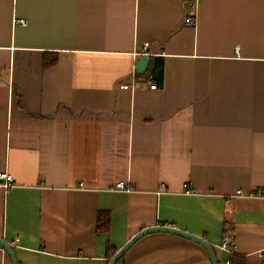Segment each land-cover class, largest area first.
I'll return each mask as SVG.
<instances>
[{
  "label": "crops",
  "instance_id": "1",
  "mask_svg": "<svg viewBox=\"0 0 264 264\" xmlns=\"http://www.w3.org/2000/svg\"><path fill=\"white\" fill-rule=\"evenodd\" d=\"M144 55L163 58L162 85L152 62L137 73ZM4 172L0 238L18 264H108L161 226L203 238L217 261L230 239L263 264L264 0H0ZM118 264L212 263L155 233Z\"/></svg>",
  "mask_w": 264,
  "mask_h": 264
},
{
  "label": "water",
  "instance_id": "2",
  "mask_svg": "<svg viewBox=\"0 0 264 264\" xmlns=\"http://www.w3.org/2000/svg\"><path fill=\"white\" fill-rule=\"evenodd\" d=\"M150 62H152L150 69L152 80L158 83L159 85H162L163 58L161 56H155L154 58L148 55L142 56L140 61L137 63V73L143 75L148 69ZM155 233L176 235L188 241L194 242L205 249V251L208 253L210 257L212 264H218L216 254L212 246L208 242H206L203 238L188 234L171 226H161V227H154L143 230L142 232L134 236L129 242H127V244H125V246L117 252V254L109 261L108 264H118L120 260L125 256V254L130 250V248L136 242H138L140 239H142L147 235L155 234ZM0 248H2L8 254L12 264H18L13 247L1 238H0Z\"/></svg>",
  "mask_w": 264,
  "mask_h": 264
},
{
  "label": "built area",
  "instance_id": "3",
  "mask_svg": "<svg viewBox=\"0 0 264 264\" xmlns=\"http://www.w3.org/2000/svg\"><path fill=\"white\" fill-rule=\"evenodd\" d=\"M22 25H26L25 21L19 22ZM186 24L192 25L194 24L193 16H189L186 21ZM144 52L146 53L149 48V44L145 43L143 45ZM133 81V82H132ZM131 82H122L118 85L120 89H133L135 87L134 78ZM151 89H156L157 86L155 84H152L150 86ZM15 187V182L11 175L8 173H0V197L7 198L11 194V190ZM82 187V185H81ZM134 189L133 186L130 184H127L125 182H119L116 184L115 187L111 188L112 191H121V192H130ZM166 189L164 186H161L160 192H164ZM198 192L195 189H192L189 187L188 184L183 185V194L186 196H195ZM219 250L227 252L230 256L234 255L237 251V246L235 243H233L230 239H225L218 247ZM218 264H231L230 258L226 260H218Z\"/></svg>",
  "mask_w": 264,
  "mask_h": 264
},
{
  "label": "trees",
  "instance_id": "4",
  "mask_svg": "<svg viewBox=\"0 0 264 264\" xmlns=\"http://www.w3.org/2000/svg\"><path fill=\"white\" fill-rule=\"evenodd\" d=\"M48 58H45L44 60V68L48 66ZM110 230V216L106 212H100L97 217V233H106ZM117 254V252H113L110 258V260ZM109 260V261H110ZM231 264H246V260L244 258H240L237 256L232 255L230 257Z\"/></svg>",
  "mask_w": 264,
  "mask_h": 264
}]
</instances>
